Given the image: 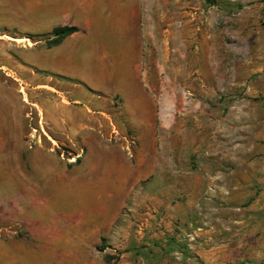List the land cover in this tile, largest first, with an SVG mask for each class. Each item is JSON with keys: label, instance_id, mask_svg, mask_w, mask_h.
<instances>
[{"label": "crops", "instance_id": "obj_1", "mask_svg": "<svg viewBox=\"0 0 264 264\" xmlns=\"http://www.w3.org/2000/svg\"><path fill=\"white\" fill-rule=\"evenodd\" d=\"M30 1L51 29L79 30L43 52L45 68L79 82L68 90L43 86L67 104L46 112L49 123L58 120L61 135L80 136L89 150L60 171L64 181L30 182L26 209L0 208V232L6 223L17 228L10 245L0 244L7 254L0 264H264L260 55L237 57L232 68L221 60L201 88L220 101L203 103L195 83L183 95L178 57L169 67V38L177 45L180 37L179 1L170 17L163 12L161 23L150 24L147 0ZM165 67L172 85L157 87ZM164 93L173 94L169 104ZM128 139L136 143L131 150ZM73 186L79 199L67 194Z\"/></svg>", "mask_w": 264, "mask_h": 264}, {"label": "rangeland", "instance_id": "obj_2", "mask_svg": "<svg viewBox=\"0 0 264 264\" xmlns=\"http://www.w3.org/2000/svg\"><path fill=\"white\" fill-rule=\"evenodd\" d=\"M177 1L181 10L180 37L177 45H172L169 38V67L171 59L178 57L179 62L175 64L179 67L180 84L185 86L183 95L186 98L190 82L196 84L200 101L217 104L219 93L206 99L201 88L204 78L218 75L221 60L226 58L229 68L236 65L237 57L252 59L260 55L261 63L264 62V8H259L264 0H147L149 24L161 23L163 12L168 11L170 17L171 8L177 6ZM30 2L0 0V144L4 150L0 153V208L8 214L26 209L31 203L34 190L28 188L30 182L64 181L60 173L79 164L83 153L89 150L88 141L85 143L80 136L66 138L60 134L58 120L50 124L46 118V112L52 107L67 104L62 101V96L43 85L48 83L57 89L68 90L69 85L72 87L71 84L79 81L70 79L68 84L67 80L45 68L44 48L55 41L56 36L52 34L54 29L50 27L49 18L43 15V9H35ZM192 17L194 25L191 21L188 24ZM157 75V87L163 83L171 87V72L166 67ZM172 96V93H164V102L169 104ZM72 106L80 110L82 105L75 103ZM163 112L170 121L172 111ZM79 116V120H85ZM95 127L102 131L105 128L98 124ZM93 134L89 136L93 137ZM165 135L170 145V131ZM126 145L131 150L136 143L128 139ZM49 166L55 168V172L45 169ZM67 194L79 199L76 186ZM42 196L48 195L43 192ZM2 223L0 217V227ZM4 226L0 232V244L10 245L12 231L17 228L11 223ZM6 255L0 254L2 261Z\"/></svg>", "mask_w": 264, "mask_h": 264}, {"label": "trees", "instance_id": "obj_3", "mask_svg": "<svg viewBox=\"0 0 264 264\" xmlns=\"http://www.w3.org/2000/svg\"><path fill=\"white\" fill-rule=\"evenodd\" d=\"M208 1V0H206ZM211 2V1H210ZM79 30L76 27H57L52 31V34H54V36H56L55 41H53L48 47L50 46H55L57 44H59L61 42V40L63 38H65L68 35H71L73 33L78 32Z\"/></svg>", "mask_w": 264, "mask_h": 264}, {"label": "bare ground", "instance_id": "obj_4", "mask_svg": "<svg viewBox=\"0 0 264 264\" xmlns=\"http://www.w3.org/2000/svg\"><path fill=\"white\" fill-rule=\"evenodd\" d=\"M21 41V40H20Z\"/></svg>", "mask_w": 264, "mask_h": 264}]
</instances>
